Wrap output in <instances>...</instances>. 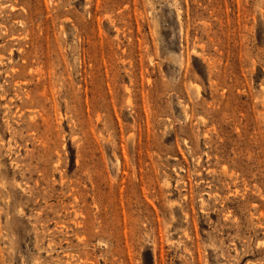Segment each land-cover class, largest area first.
Wrapping results in <instances>:
<instances>
[{"label": "rangeland", "instance_id": "374dc122", "mask_svg": "<svg viewBox=\"0 0 264 264\" xmlns=\"http://www.w3.org/2000/svg\"><path fill=\"white\" fill-rule=\"evenodd\" d=\"M0 264H264V0H0Z\"/></svg>", "mask_w": 264, "mask_h": 264}]
</instances>
